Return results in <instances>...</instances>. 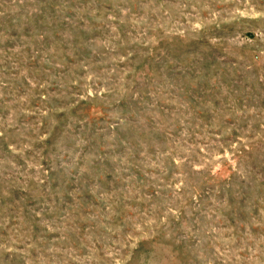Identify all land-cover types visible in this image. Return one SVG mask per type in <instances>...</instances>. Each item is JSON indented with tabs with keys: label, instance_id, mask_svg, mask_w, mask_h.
<instances>
[{
	"label": "rangeland",
	"instance_id": "rangeland-1",
	"mask_svg": "<svg viewBox=\"0 0 264 264\" xmlns=\"http://www.w3.org/2000/svg\"><path fill=\"white\" fill-rule=\"evenodd\" d=\"M0 264H264V0H0Z\"/></svg>",
	"mask_w": 264,
	"mask_h": 264
}]
</instances>
